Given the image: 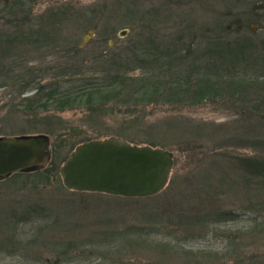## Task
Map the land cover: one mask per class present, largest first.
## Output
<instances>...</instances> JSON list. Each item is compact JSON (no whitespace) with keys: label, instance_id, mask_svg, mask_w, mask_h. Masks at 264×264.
<instances>
[{"label":"rangeland","instance_id":"1","mask_svg":"<svg viewBox=\"0 0 264 264\" xmlns=\"http://www.w3.org/2000/svg\"><path fill=\"white\" fill-rule=\"evenodd\" d=\"M124 16L141 31L118 27ZM40 29L47 34L37 36ZM139 32L162 52L190 48V59L213 38L248 44L240 68L264 79V0H0L1 64L37 69L29 77L45 75L42 84L66 68L94 71L100 55L132 58ZM21 83L0 87V137L46 135L60 161L0 180V264H264V182L240 179L245 160L264 161L252 93L195 106L112 102L102 111L36 113L25 109L34 92L20 93ZM110 137L174 154L160 194L126 199L63 186L59 168L75 145ZM215 213L232 217L213 221Z\"/></svg>","mask_w":264,"mask_h":264},{"label":"trees","instance_id":"2","mask_svg":"<svg viewBox=\"0 0 264 264\" xmlns=\"http://www.w3.org/2000/svg\"><path fill=\"white\" fill-rule=\"evenodd\" d=\"M134 17L124 16V20L120 21L117 26H128L134 32L141 31L139 30L140 24L136 23ZM141 21L139 23H143L142 18ZM144 29L142 26V31ZM146 29H150L149 25ZM146 33L141 34L139 32V38L133 49H129L132 58L127 57V51L119 54L116 58L100 55L94 62L103 64L94 71L66 68L62 72L53 73L50 82L46 84H42L45 75L38 78L29 77L37 69H33V71L26 69L23 73L11 72L9 69L6 71L7 68L1 64V53L0 72L3 73L0 78L3 77V79L0 82V87H4V84L9 82L14 84L24 81L21 83L23 87L20 93L28 91L34 93L22 100L23 105L26 110L36 113L51 111L62 113L82 107H87L93 111H102L103 107L112 102L134 103L135 105L162 102L168 105L195 106L206 100L220 98L221 95L228 93H239L243 96L252 93L259 99V102L258 100L253 101L251 109L256 115L262 109L261 119L264 122V79L255 74L248 76L247 69L251 67L240 68L244 60V55L240 56V54L245 52L248 44L225 43L219 38H213L208 43V47L202 48V51H198L196 56L190 59L191 56L189 57V55L193 53L190 48L187 50L180 49L173 53L162 52L159 46L160 41L145 38ZM45 34L47 32L43 29L36 32L37 36ZM0 35L3 36L4 33ZM148 36L153 37L151 31ZM17 37L19 36L12 38L10 44L13 45V42L18 40ZM41 41L43 40L39 42ZM172 58L173 61H170ZM135 64L138 66H134ZM132 67L140 69V73L138 75L133 74L134 69H131ZM45 72H47L46 69L39 70L38 73ZM58 149L57 146L52 149L50 163L42 171L47 170L48 167L56 169L58 160L60 161V150ZM213 153V157L220 155L218 150L213 151ZM67 156L68 153L61 162ZM222 156L225 158L224 154L219 157ZM228 160L233 161L234 158ZM244 162V173L240 177L243 184L253 180L256 184L264 182V174L260 169L264 161L261 164L250 162V160ZM38 172L17 175H29ZM207 178L209 179V177ZM216 214L217 219L213 218V221L225 219L226 215L232 217V213ZM205 217H210V215L207 214ZM188 224L195 225V219L189 218Z\"/></svg>","mask_w":264,"mask_h":264},{"label":"water","instance_id":"3","mask_svg":"<svg viewBox=\"0 0 264 264\" xmlns=\"http://www.w3.org/2000/svg\"><path fill=\"white\" fill-rule=\"evenodd\" d=\"M50 159L51 144L46 135L0 137V180L41 171ZM173 165L170 151L110 137L75 147L59 174L69 191L146 199L165 189Z\"/></svg>","mask_w":264,"mask_h":264}]
</instances>
